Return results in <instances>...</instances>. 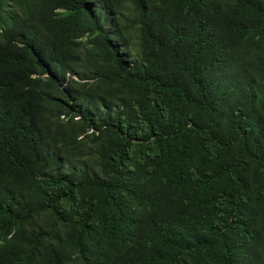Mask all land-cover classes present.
Returning a JSON list of instances; mask_svg holds the SVG:
<instances>
[{"label":"trees","instance_id":"16d2710c","mask_svg":"<svg viewBox=\"0 0 264 264\" xmlns=\"http://www.w3.org/2000/svg\"><path fill=\"white\" fill-rule=\"evenodd\" d=\"M0 264H264V0H0Z\"/></svg>","mask_w":264,"mask_h":264}]
</instances>
